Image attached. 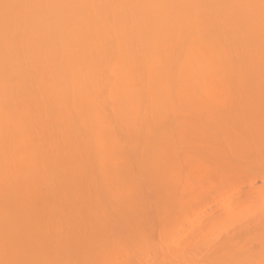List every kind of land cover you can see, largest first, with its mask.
Instances as JSON below:
<instances>
[{"label": "bare ground", "instance_id": "1", "mask_svg": "<svg viewBox=\"0 0 264 264\" xmlns=\"http://www.w3.org/2000/svg\"><path fill=\"white\" fill-rule=\"evenodd\" d=\"M249 115L264 116V0H0V262L43 264L41 243L77 228L86 240L97 236L93 244L105 241L93 246L104 256L112 248L119 254L111 259L143 256L145 264L155 229L146 220L148 232L139 230L138 217L149 210L137 203L145 202L144 181L161 202L154 236L169 243L161 248L155 238L149 264L182 242L184 251L216 248L208 255L216 263L264 262V218L252 229L243 221L221 242L211 231L187 242L170 234L178 215L186 221L181 206L227 183L220 143L196 135L223 116ZM216 126L228 144L247 148L243 131ZM261 127L253 130L264 162ZM261 178L264 200V172ZM224 202L230 221L250 213L248 204ZM32 243L39 258L25 248ZM180 248L175 263L189 252ZM97 250L86 264L102 257L114 264Z\"/></svg>", "mask_w": 264, "mask_h": 264}, {"label": "rangeland", "instance_id": "2", "mask_svg": "<svg viewBox=\"0 0 264 264\" xmlns=\"http://www.w3.org/2000/svg\"><path fill=\"white\" fill-rule=\"evenodd\" d=\"M251 106H253V105H251ZM263 106V105H262ZM250 117L247 119V116L246 117H244V118H241V117H235V116H230V117H226V116H223L224 117V119H220V120H218V121H216V122H218L217 124H211L210 123V121L209 120H206L204 117H198V121L197 122H199V123H204V124H208V123H210V124H208V129H209V132H205L204 134H201V135H196V138H198V139H205V141L208 143V144H210L211 146H217V145H219V143H220V147H218L219 148V150L221 151H219V153H222L224 156H225V158H224V165L222 164V163H220V164H222V169L223 170H225L226 172H228L227 173V177H228V179H227V183L225 184V182H224V184H222V185H218L219 184V182H216L215 180H213V181H215L216 183H215V185L217 184L218 186H216L217 188L216 189H214V190H212V192L211 193H208L207 192V190H206V194L204 193V192H202V194L200 195L199 194V196L200 197H198L200 200H198V204H192V201L191 202H189L190 204H186V206L184 207V205H183V207L181 206V208H180V210L182 209L183 211H181V213L183 212V217H186V218H184L186 221L184 222V220H183V222H182V219H181V217H180V221L178 222V220L177 219H179V215H178V217H177V219H176V221L174 222V220L172 221V219H171V221H172V224H175L176 223V225H177V228H175L176 227V225L174 226V232H173V228H172V232H170V234L172 235L171 237H175L174 238V240H172V242L173 241H184V242H187V241H185V239L186 240H188V238L189 237H191L192 235H193V237L194 236H196V237H198V236H201L202 234H204L206 231L207 232H212L213 234H214V236H216V239L218 240V242H221V241H224V240H226V239H228V238H230V237H232L238 230H239V227H240V225L243 223V221H245V223L247 224L246 226L250 229H252L253 227H254V224L256 223V221L258 220V219H261V218H264V200H260V194H258L259 192V189H261L262 190V187H263V183H262V178H261V176H262V173L264 172V162L262 161L263 159H260L261 158V156L263 157V155H261V154H263L262 152H260L259 151V147H258V143L260 142V140H261V137H260V134L258 133V132H256L255 130H253L254 128H263V127H261V126H264V116L263 117H261V118H258V117H253V115H249ZM201 119V120H200ZM212 122V121H211ZM223 125V127L224 126H226L225 127V130H227V129H229V128H232L233 130L235 129L238 133H241L242 131H243V135H242V138H245L246 140H245V142H246V146H247V148H242L241 146H237L238 144H236V145H233V144H231L230 142H229V144H228V141H229V137L228 136H226L227 134L224 132V131H222V129H218V127L216 126V125ZM227 126L229 127V128H227ZM227 128V129H226ZM245 128H249V129H252V130H250V134H247L246 133V131L244 130ZM224 130V129H223ZM222 133H221V132ZM226 134V135H224V134ZM224 137H226L225 139H227V140H223V138ZM226 143H227V146H226ZM240 144V143H239ZM229 145H231L230 146V149H229ZM241 145V144H240ZM226 146V147H225ZM232 146L234 147L233 148V150H232ZM237 146V148L235 149V147ZM216 147V148H217ZM217 148V149H218ZM228 148V149H227ZM222 154H221V156H222ZM215 160V159H214ZM215 165H217V164H215ZM218 166V165H217ZM217 166H215V167H217ZM219 167V166H218ZM226 167V168H225ZM221 168H219V169H221ZM217 172V171H216ZM224 172V171H223ZM220 173H221V171H220ZM219 174V173H218ZM225 175H226V173H224ZM217 180V179H216ZM219 181V180H218ZM149 187H148V186ZM145 186H147V189H146V187ZM140 188L141 189H139V190H141V191H139V195L141 194V197H140V199L142 198V201H145V202H140L141 200H139L138 199V201H137V203H138V207L140 208V210L139 211H141V210H145V207H147L149 210H147V212H144V211H142V213L144 212V215L143 214H141V212L139 213V214H141L142 216H140V215H138V216H140V217H138V218H140L139 219V223L140 222H142L141 223V225L142 224H145V222H146V220H147V222H150V223H146L145 224V227L148 225V231H152V229L151 228H153V229H155L154 231H152V233L150 234L149 233V235L151 236V239H150V243L151 242H153V240H154V242H155V238L157 239V240H159L158 242H159V244H160V246L162 245L161 244V242H160V238L162 237H160L159 235H156V237L154 236L156 233H157V230H159L160 231V223H158V221H159V219L157 218L158 217V215L157 214H159L158 212H159V210H158V204H159V202H160V200H158L159 202H158V204H157V200L155 199V196H156V190H154L147 182H143V184H141L140 185ZM144 188V189H143ZM213 188V187H212ZM224 189V190H223ZM257 190V191H256ZM143 191V192H142ZM150 191V193H148ZM203 191V190H202ZM145 192V193H144ZM222 193V194H221ZM223 193H224V195H225V193H226V195L228 196H224L223 195ZM143 195V196H142ZM149 195V196H148ZM151 195V196H150ZM257 195V196H256ZM259 195V196H258ZM144 196H146V198L144 197ZM154 196V197H153ZM224 196V197H223ZM148 197H149V199H148ZM144 198H145V200H144ZM156 198H158V197H156ZM147 199L149 200V201H147ZM156 200V201H155ZM224 200H226V202H224ZM196 201V200H195ZM224 203H230L231 204V207L232 208H235V209H238V208H240V207H242V204H248L249 205V207H250V213L248 214V215H246V217L243 219H233V220H229V218H228V214L226 213V211L224 210L225 209V206H224V204H223V202ZM140 203H143L142 205H140ZM176 203V202H175ZM195 203V202H194ZM160 204H161V202H160ZM225 204V205H226ZM192 205H194V206H192ZM141 206L143 207V208H141ZM160 206V205H159ZM163 206V205H162ZM175 206V205H174ZM177 206V205H176ZM150 207H151V209H150ZM194 207V208H193ZM162 208V207H161ZM176 207H174V209H175ZM163 209V208H162ZM185 209V210H184ZM194 211H193V210ZM151 210L153 211V213L151 212ZM161 210V209H160ZM177 210V209H176ZM179 210V211H180ZM150 211V212H149ZM178 211V212H179ZM186 211V212H185ZM161 212H162V210L160 211V214H161ZM177 212V211H176ZM184 212H185V214H184ZM153 214V215H152ZM175 214V213H174ZM177 214V213H176ZM162 215V214H161ZM185 215V216H184ZM145 216V217H144ZM160 216V215H159ZM175 216V215H174ZM177 216V215H176ZM181 216V215H180ZM143 217V218H142ZM161 217V216H160ZM157 218V219H156ZM174 218V217H173ZM176 218V217H175ZM155 219L157 220V222L155 221ZM141 220V221H140ZM143 220H145V221H143ZM152 220L154 221L153 222V224H151L152 223ZM170 221V220H169ZM160 222V221H159ZM174 222V223H173ZM139 223H138V225H139ZM180 223V224H179ZM172 224H171V227H173L172 226ZM140 226V225H139ZM144 228V230L145 231H147V229H145V227H144V225H142L141 227H139V230H140V228ZM151 227V228H150ZM171 227H170V230H171ZM142 228V229H143ZM150 228V229H149ZM77 228L76 229H74V230H72V231H68V232H66V231H64L63 230V234L64 235H61L62 233L60 232V234L59 235H61L62 237H60V239L61 240H58L59 239V237H57V234L56 233H54V235H56L55 237H57L58 239V241H60V243H58V241H56V238H55V240H54V243L52 242L53 241V239L54 238H52V241H51V244L50 245H47L46 246V244H48L47 242L48 241H44V239H42L46 244H44L43 242H42V240H40L39 242H42L41 244L43 245V247H42V245L40 246V250L39 249H37L38 247H36V246H38V244H36V243H32L31 245H28L27 247L25 246V248H26V250L28 251V253H30L31 255H33L34 257H38L39 258V254L37 253V250H39L40 252H41V250H43L42 252H44V251H46V249H48V251H46V252H44V254H46L47 255V257H44V261L43 262H45L46 264H79V261L83 264H86V263H89V262H87V260H89V259H87V258H89L94 252H96V251H94V250H97L98 249V246H97V248L95 249V247H96V244L97 245H99V244H101V243H105V241L103 242H100L101 241V239L99 240L98 238H96L97 239V241H98V243H95V241H94V244H93V242H91V241H93L94 240V237H97V236H94L93 237V240L92 239H87L86 240V237H87V235H85L84 233H82V231H80L82 234H84V235H82L81 236V233L77 230ZM141 231V230H140ZM147 231V232H148ZM156 231V232H155ZM158 231V233L157 234H160V232ZM71 233V235H70V233ZM76 233L77 234V232H79L80 233V236H79V233L77 234V235H75L74 233ZM176 232V233H175ZM57 233H59V232H57ZM155 233V234H154ZM173 233V234H172ZM175 233V234H174ZM144 234V231H143V233H141V235H143ZM147 233H145L143 236L146 238V235ZM53 235V236H54ZM65 235H67V236H65ZM75 236V238L74 237H72V236ZM174 235V236H173ZM177 235L179 236V238L177 237ZM86 236V237H85ZM69 239H68V238ZM71 237H72V239H71ZM88 238V237H87ZM159 238V239H158ZM179 240H178V239ZM51 239V238H50ZM66 239H67V241H66ZM95 239V240H96ZM144 239V238H143ZM147 240H148V242H149V238L147 237L146 238ZM145 239V240H146ZM153 239V240H152ZM46 240H49V239H46ZM152 240V241H151ZM162 240V239H161ZM191 240H193V239H191ZM196 240V239H195ZM194 240V241H195ZM50 241H49V243H50ZM69 241V244L71 243V241H72V243H71V245L69 246V244H67V243H65V242H68ZM84 241V243H82ZM87 241V242H86ZM189 241H190V239H189ZM193 241V242H194ZM85 242L89 245V242H91V245H89V247H88V245H83V244H85ZM139 242H141V240L139 241ZM143 242V241H142ZM154 242H153V244H152V246L154 245ZM163 242V241H162ZM172 242H170V245H168L169 243L168 242H165L163 245H165L166 243H168L167 245L168 246H173V243ZM191 243H192V241H190ZM189 242V243H190ZM156 243H157V241H156ZM156 243H155V246L157 247V245H156ZM35 244H36V246H35ZM59 244H62V246H58ZM81 244V246L82 247H79V245ZM93 244V245H92ZM103 244H101V245H103ZM141 244V249H140V251L142 252L143 250L142 249H144L145 247H146V244H144V243H140ZM151 244H149L148 243V245H151ZM158 244V243H157ZM177 244V243H176ZM175 244V245H176ZM95 245V247H93ZM105 245V244H104ZM108 245V244H107ZM144 245H145V247H144ZM162 245V246H163ZM166 245V246H167ZM180 245H182V246H180ZM2 246V245H1ZM0 246V251H2L3 252V249H1V248H4L5 249V247H4V245H3V247H1ZM58 246V247H57ZM84 246V247H83ZM106 246V245H105ZM104 246V249L105 248H107V247H105ZM152 246H149L148 248L149 249H151V254H152V251L155 249V247H154V249H152L151 247ZM159 246V245H158ZM159 246V247H160ZM162 246H161V248H162ZM172 246H171V248H172ZM185 247L186 246V243H184L183 244V242L181 243V244H177V247ZM188 246V245H187ZM192 245H190L189 244V246L188 247H191ZM14 247V246H13ZM16 247V246H15ZM17 247H19V246H17ZM48 247V248H47ZM101 247V246H100ZM109 247H111V246H109ZM108 247V248H109ZM130 247V246H129ZM128 247V248H129ZM158 247V250L160 249ZM165 247V246H164ZM177 247H175V249H174V247H173V249L172 250H175V253L172 251V250H170V249H165V248H167V247H165L163 250H166L167 251V254H168V256H167V254L165 255L166 257H164V258H162V259H160V260H162V262H164V261H170V263L168 262V264H235V262L234 261H228V262H226V261H221V262H218V263H216L217 261H212V260H210L211 259V256H213L212 255V253H211V255H210V252H212V251H215V249L213 248L212 249V251L211 250H209V251H201L200 249H198L197 247H196V249H194V251L193 250H189L188 249V247L186 248V250H189V252L187 251V252H185L184 251V249H182V248H180L181 249V251H184L185 252V254L187 255H189V256H191V258L188 256V257H186L185 256V254L184 255H182L181 257L182 258H184V257H186L188 260L187 261H183V260H186V259H183L182 260V258L180 259V257H178L179 258V261L177 262V259L178 258H176V263H175V257H177V256H179L180 254L178 253V252H180L178 249L176 250V248ZM7 248H9V247H7ZM20 248H21V246H20ZM23 248V249H22ZM21 249H22V251H25V248H24V245H23V247H22ZM73 248V249H72ZM103 248V247H102ZM131 248V247H130ZM168 248H170V247H168ZM195 248V247H194ZM132 249H134L133 247H132ZM16 250V249H15ZM19 250V249H18ZM18 250H16V251H18ZM93 250V251H92ZM101 250V248H99L98 250H97V252L98 251H100ZM103 250V249H102ZM101 250V251H102ZM110 250H112V248H110ZM110 250H108V253H113L115 250L113 249V252L112 251H110ZM145 250H146V248L144 249V251L142 252V255H144L143 253L145 252ZM195 250H197V251H195ZM7 251V250H6ZM9 251H10V249H9ZM8 251V252H9ZM100 251V252H101ZM106 252H107V250H105ZM150 251V250H149ZM148 251V252H149ZM155 251H157V249L155 250ZM154 251V252H155ZM178 251V252H177ZM77 252V253H76ZM78 252H82L83 254L81 255V256H79V254H78ZM87 252V253H86ZM106 252H104V253H106ZM117 252V251H116ZM115 252V253H116ZM131 252V251H130ZM135 253H137V252H139V251H134ZM146 253V254H149L148 256H151V254L150 253ZM158 252V251H157ZM157 252H155V253H157ZM171 254V252H172V256H170V254ZM198 252V253H197ZM207 252H209L208 254H207ZM91 253V254H90ZM99 253V252H98ZM102 254H103V251L101 252ZM101 253H99V255H98V257L99 258H101L100 257V254ZM107 253V255H105L106 257L109 255V258L111 259V257H110V254H108ZM134 253V254H135ZM140 253V252H139ZM161 253H163L162 252V249H161V251H160V253H159V255H161ZM178 253V254H177ZM181 253V252H180ZM183 253V252H182ZM190 253H194V258L192 257L193 256V254L191 255ZM196 253H197V255H196ZM96 254V253H95ZM114 254V253H113ZM117 254H119L118 252L116 253V254H114V256H117ZM132 254V253H131ZM131 254H130V256H131ZM134 254H133V256H134ZM165 254V253H164ZM164 254H162V255H164ZM213 254H214V252H213ZM43 255V254H42ZM46 255H43V256H46ZM121 255H123V254H121ZM129 255V254H128ZM152 255H154V254H152ZM173 255H174V260H173ZM177 255V256H176ZM208 255H209V258L210 259H208ZM43 256H42V258H43ZM85 256L87 257L86 258V261H84V258H85ZM96 257L95 258H97V254L95 255ZM102 256V255H101ZM103 256H104V254H103ZM104 256V258H106ZM112 256V255H111ZM119 257H120V255H118ZM132 256V257H133ZM136 256V255H135ZM138 256V255H137ZM147 255H144V257H146ZM148 256H147V258H146V260L147 259H149V260H147V261H150V262H153V259H152V261L150 260L151 259V257L150 258H148ZM155 256V255H154ZM156 256H158V254L156 255ZM172 257V260H171V258L170 257ZM196 256V257H195ZM49 257V258H48ZM79 257V258H78ZM81 257H83V258H81ZM119 257H117V258H119ZM122 257L123 256H121L119 259H122ZM153 257V256H152ZM163 257V256H162ZM200 257V258H199ZM47 258L49 259L48 261H46L47 260ZM99 258H97V259H99ZM108 258V257H107ZM108 258V259H109ZM115 258V257H114ZM117 258H115V259H111V263H114V264H118V263H120V261H122L121 263H123V264H126L127 262H126V257H123L124 259H122V260H120V261H117L116 259ZM130 258V257H129ZM140 258H141V256H140ZM155 258V257H154ZM159 258H161V257H159ZM159 258L157 257V261L156 262H160V260H159ZM170 258V259H169ZM102 259H103V257H102ZM101 259V261L103 262L104 260H102ZM133 259H134V257H133ZM133 259H132V262H129L128 261V264H142V262L144 261H142L141 259H143V256H142V258L141 259H139V261H140V263H139V261H135V260H137V259H135L134 261H133ZM164 259V260H163ZM194 260V261H192V260ZM196 259V260H195ZM198 259V260H197ZM38 260V259H37ZM36 260V261H37ZM106 260V259H105ZM128 260H130V259H128ZM145 260V264H146V261ZM156 260V259H155ZM199 260H201V261H199ZM209 260V261H208ZM41 261V263H43ZM107 261V260H106ZM104 262L105 264H107V263H109L110 264V261L108 260V262ZM112 261H114V262H112ZM116 261H117V263H116ZM126 263H125V262ZM131 261V260H130ZM166 261V262H167ZM102 262L100 263V260L98 261L97 260V263L96 262H94V263H96V264H102ZM155 262V261H154ZM155 262V263H156ZM164 263V264H167V263ZM244 261H240V263H239V261L237 262L236 261V264H264V262H244ZM3 263H5V262H3ZM9 263V262H8ZM39 263V260H38V262L36 263V264H38ZM45 263H43V264H45ZM93 262H92V264H94ZM155 263H152V264H155ZM0 264H2L1 262H0ZM6 264V263H5ZM10 264V263H9ZM15 264V263H14ZM16 264H35V263H33L32 261H27V263H16ZM40 264V263H39ZM147 264H149L148 262H147ZM151 264V263H150ZM158 264V263H157ZM159 264H161V262L159 263ZM163 264V263H162Z\"/></svg>", "mask_w": 264, "mask_h": 264}]
</instances>
